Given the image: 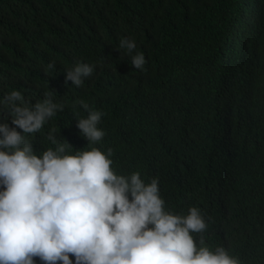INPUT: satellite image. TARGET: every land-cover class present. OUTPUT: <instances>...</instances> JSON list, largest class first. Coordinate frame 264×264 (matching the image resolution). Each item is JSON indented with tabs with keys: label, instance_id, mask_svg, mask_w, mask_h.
<instances>
[{
	"label": "trees",
	"instance_id": "trees-1",
	"mask_svg": "<svg viewBox=\"0 0 264 264\" xmlns=\"http://www.w3.org/2000/svg\"><path fill=\"white\" fill-rule=\"evenodd\" d=\"M78 62L96 65L80 87L65 82ZM12 90L64 104L27 137L37 155L50 133L69 154L111 148L117 174L159 178L167 210H201L212 250L264 264V0H0V101ZM77 100L104 113L100 143L78 129ZM10 113L0 104L14 127Z\"/></svg>",
	"mask_w": 264,
	"mask_h": 264
},
{
	"label": "clouds",
	"instance_id": "clouds-1",
	"mask_svg": "<svg viewBox=\"0 0 264 264\" xmlns=\"http://www.w3.org/2000/svg\"><path fill=\"white\" fill-rule=\"evenodd\" d=\"M136 47L125 37L118 50L143 70L145 55ZM95 67L78 62L66 69L65 82L80 87ZM54 92L46 91L34 105L18 90L0 101L11 106L14 125L0 123V264H36L37 258L73 264L71 256L75 264H241L225 247L206 244L208 224L198 207L187 215L167 210L158 177L145 182L138 171L117 174L111 148L69 154L71 145L50 133L55 148L37 155L27 137L64 110L53 101ZM75 103L88 112L77 119L82 136L89 146L100 143L104 113L83 100Z\"/></svg>",
	"mask_w": 264,
	"mask_h": 264
}]
</instances>
